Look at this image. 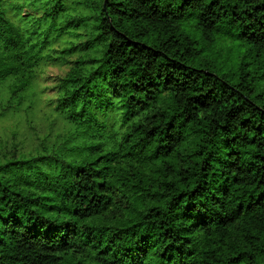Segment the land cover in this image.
Instances as JSON below:
<instances>
[{"label":"trees","instance_id":"16d2710c","mask_svg":"<svg viewBox=\"0 0 264 264\" xmlns=\"http://www.w3.org/2000/svg\"><path fill=\"white\" fill-rule=\"evenodd\" d=\"M0 264H264V0H0Z\"/></svg>","mask_w":264,"mask_h":264},{"label":"rangeland","instance_id":"374dc122","mask_svg":"<svg viewBox=\"0 0 264 264\" xmlns=\"http://www.w3.org/2000/svg\"><path fill=\"white\" fill-rule=\"evenodd\" d=\"M61 74H63V70L57 66H48L45 69V75L49 77L50 81L54 80V78L60 76ZM23 133H24V129H21L18 136H17V139L22 138ZM10 136H11V138H13L14 135L10 134Z\"/></svg>","mask_w":264,"mask_h":264}]
</instances>
